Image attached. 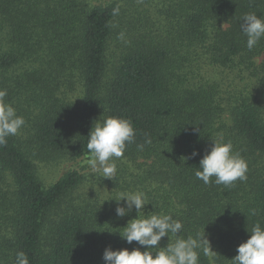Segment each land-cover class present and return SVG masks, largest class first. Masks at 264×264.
<instances>
[{
    "label": "trees",
    "instance_id": "trees-1",
    "mask_svg": "<svg viewBox=\"0 0 264 264\" xmlns=\"http://www.w3.org/2000/svg\"><path fill=\"white\" fill-rule=\"evenodd\" d=\"M248 13L264 16V0H0V89L25 120L0 146V264L18 252L29 264H105L106 248L140 247L120 236L136 210L116 214L119 194L137 191L145 215L205 234L212 252L197 249L198 264H233L264 228V38L248 50ZM110 116L136 133L116 179L70 170L47 185L37 162L90 166L89 133ZM212 140L232 143L246 180L196 177Z\"/></svg>",
    "mask_w": 264,
    "mask_h": 264
},
{
    "label": "clouds",
    "instance_id": "clouds-1",
    "mask_svg": "<svg viewBox=\"0 0 264 264\" xmlns=\"http://www.w3.org/2000/svg\"><path fill=\"white\" fill-rule=\"evenodd\" d=\"M118 11V8L114 9L113 14H118ZM240 28L247 37L248 50H252L264 38V16L248 13L243 17ZM123 36L124 33H120L119 38L123 39ZM7 95L6 89H0V146L6 145L7 138L17 135L25 125L24 118L17 114L11 103L5 101ZM135 136L129 119L110 116L96 121L87 143L92 157L89 161L91 172L99 174L102 179L115 180L117 169L114 158L123 157L127 145L135 143ZM150 143L151 140L145 134L144 144H137V149L143 151L145 144ZM196 155L198 153L194 151L192 156ZM247 171V161L233 151L230 141L212 140L210 150L200 160L195 174L205 184L215 177L216 184L229 186L237 180H246ZM121 201L124 202L123 206H119ZM116 202L118 217L129 215L133 208L136 210L137 217L127 223L120 236L129 245L135 241L140 247L131 251L106 248L103 254L105 264H198L197 249L203 250L205 254L211 251L205 234L184 238L181 235L183 224L172 215L155 212L145 215L143 209L148 204L144 192H122ZM140 213L143 215H138ZM170 234L175 237V241L169 239L166 247H160L162 238H169ZM141 247L146 250L141 251ZM237 252L238 255L232 259L233 264H264V228L259 223L253 226L250 238L239 245ZM15 264H29L27 255L18 252Z\"/></svg>",
    "mask_w": 264,
    "mask_h": 264
},
{
    "label": "rangeland",
    "instance_id": "rangeland-1",
    "mask_svg": "<svg viewBox=\"0 0 264 264\" xmlns=\"http://www.w3.org/2000/svg\"><path fill=\"white\" fill-rule=\"evenodd\" d=\"M40 177L44 180L47 185H52L63 177V175L70 170H79L83 174H92L101 177L99 174H93L90 166H87L82 159H57L55 161L37 162Z\"/></svg>",
    "mask_w": 264,
    "mask_h": 264
}]
</instances>
